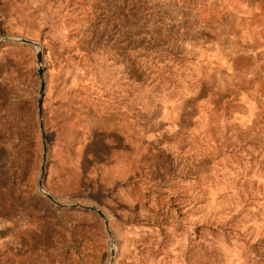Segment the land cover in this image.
Segmentation results:
<instances>
[{
    "label": "rangeland",
    "instance_id": "374dc122",
    "mask_svg": "<svg viewBox=\"0 0 264 264\" xmlns=\"http://www.w3.org/2000/svg\"><path fill=\"white\" fill-rule=\"evenodd\" d=\"M7 36L44 190L106 218L40 193L5 43L0 264H264V0H0Z\"/></svg>",
    "mask_w": 264,
    "mask_h": 264
},
{
    "label": "water",
    "instance_id": "95a60500",
    "mask_svg": "<svg viewBox=\"0 0 264 264\" xmlns=\"http://www.w3.org/2000/svg\"><path fill=\"white\" fill-rule=\"evenodd\" d=\"M5 43H13V44L22 45V46H28V47L34 49L36 51V54H37L38 74H39V77L41 80L40 99H39V114L38 115H39L40 130H41L42 141H43V164L41 167V177H40L39 184H38L40 193L42 195H44L45 197H47L52 202H54L59 207L70 208V209H82L85 211L96 212L99 216H101L102 218L105 219L106 217H105L104 213L99 208H97L95 206L83 205V204H80L78 202H68L65 205H60L52 195H50L49 193H47L44 190V181L46 178V170H47V164H48L47 137H46V132H45V123H44V119H43V113H44L43 104H44V99H45L46 89H47V76H46L47 70H46V67L44 64V56H45L44 51H43V48L41 47V45L38 44L37 42L30 41V40L20 38V37L7 36L0 41V47ZM106 225H107V221H106ZM113 263H114V259H112L110 264H113Z\"/></svg>",
    "mask_w": 264,
    "mask_h": 264
},
{
    "label": "trees",
    "instance_id": "16d2710c",
    "mask_svg": "<svg viewBox=\"0 0 264 264\" xmlns=\"http://www.w3.org/2000/svg\"><path fill=\"white\" fill-rule=\"evenodd\" d=\"M16 175V174H15ZM12 179V182H13V185H16V184H18V178H16V176H14V177H11Z\"/></svg>",
    "mask_w": 264,
    "mask_h": 264
}]
</instances>
